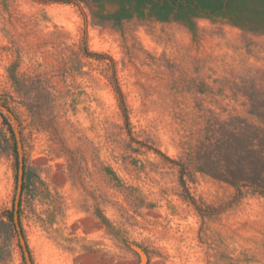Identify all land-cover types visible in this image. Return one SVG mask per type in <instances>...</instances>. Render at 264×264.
I'll return each instance as SVG.
<instances>
[{
	"label": "rangeland",
	"instance_id": "374dc122",
	"mask_svg": "<svg viewBox=\"0 0 264 264\" xmlns=\"http://www.w3.org/2000/svg\"><path fill=\"white\" fill-rule=\"evenodd\" d=\"M0 264H264V0H0Z\"/></svg>",
	"mask_w": 264,
	"mask_h": 264
},
{
	"label": "water",
	"instance_id": "95a60500",
	"mask_svg": "<svg viewBox=\"0 0 264 264\" xmlns=\"http://www.w3.org/2000/svg\"><path fill=\"white\" fill-rule=\"evenodd\" d=\"M21 161H22V158H21ZM20 173H21V178H22L23 174H24V165H23V163L21 164V167H20ZM15 213H16V215H15V223H16V226L18 228L19 234L21 236V240H22V243L24 245V249L28 250L27 246H26V243L24 242V236H23V231H22V228H21L18 208L15 210Z\"/></svg>",
	"mask_w": 264,
	"mask_h": 264
},
{
	"label": "trees",
	"instance_id": "16d2710c",
	"mask_svg": "<svg viewBox=\"0 0 264 264\" xmlns=\"http://www.w3.org/2000/svg\"><path fill=\"white\" fill-rule=\"evenodd\" d=\"M118 92L120 94V99H121V102H122V106H123V109L125 111V115H126V118L128 119V116L126 114V108H125V102H124V96H123V93L121 92L120 88H118ZM11 218V221L14 222V219H13V216H10ZM20 223H21V220H20ZM23 231V229H22Z\"/></svg>",
	"mask_w": 264,
	"mask_h": 264
}]
</instances>
